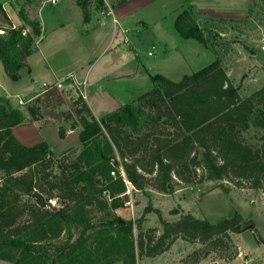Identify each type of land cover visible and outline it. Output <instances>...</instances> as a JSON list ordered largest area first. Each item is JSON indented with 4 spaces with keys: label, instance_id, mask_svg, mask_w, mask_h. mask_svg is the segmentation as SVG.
I'll return each mask as SVG.
<instances>
[{
    "label": "trees",
    "instance_id": "1",
    "mask_svg": "<svg viewBox=\"0 0 264 264\" xmlns=\"http://www.w3.org/2000/svg\"><path fill=\"white\" fill-rule=\"evenodd\" d=\"M91 1L76 0L85 21ZM0 9L9 19L1 1ZM18 14L21 23L12 28L9 19L1 25L5 33L0 34V60L13 80L20 78L42 32L39 19L31 18L24 7ZM174 25L184 38L206 43L190 9L178 13ZM149 76L151 89L100 118L78 94L66 116L82 121V148L66 149L55 161L56 169L51 168L54 161L47 141L26 145L15 136L13 128L22 122L23 113L8 96H0V260L137 264L138 254L162 253L178 237L215 248L231 241L230 231L240 232L249 224L263 242L252 219L242 225L241 214L211 222L183 212L177 220L168 221L158 208L162 233L151 229L136 241L134 221L116 213L125 206L130 185L142 191L155 187L169 192L174 175L186 183L228 179L238 186L264 190V134L259 145L243 139L251 125L264 128V85L242 97L219 60L178 81L161 73ZM42 104L41 95L26 103L30 121L44 118ZM74 120L73 129L78 124ZM66 133L61 126L60 135ZM53 198L60 201L59 207H51L48 200ZM145 211L153 209L147 206Z\"/></svg>",
    "mask_w": 264,
    "mask_h": 264
},
{
    "label": "rangeland",
    "instance_id": "2",
    "mask_svg": "<svg viewBox=\"0 0 264 264\" xmlns=\"http://www.w3.org/2000/svg\"><path fill=\"white\" fill-rule=\"evenodd\" d=\"M64 2L66 1L61 0L55 5L47 3L41 11V16L48 28L44 35L45 41L54 38L61 44L67 43L63 46L68 54L62 53L60 59L54 58L55 48L48 46L45 52L52 50V56H48L49 58L41 62L53 63L54 59L55 63L62 62L63 65L74 63V66L78 62H84L82 75L79 72L82 70L81 66L76 73L78 79H83L86 68L91 63L89 60L94 61V69L86 78L85 85L80 86L83 92L71 79L65 81L64 88L61 90L45 91L43 81L51 80L47 74H37L33 82L32 78L27 76L7 87V91L13 95H22L24 101L34 97H30L34 90L43 88L45 94L40 95L43 99L42 107L45 116L42 120L30 121L29 114L25 110L26 102L18 104L13 96L9 98L12 104L23 113L22 122L14 127L15 136L26 145L47 141L54 161L52 169H56L55 161L66 149L75 147L80 150L82 148L80 130L83 123L79 118L73 117L78 121L77 127L73 129L71 123L75 120L68 119L66 116L72 111V101L78 94H82L85 100H88L94 114L100 118L104 113L114 110L121 104L134 102L138 95L151 89L153 83L150 74L161 73L178 81L184 74H190L214 60L220 61L233 83L240 87L242 97L249 96L264 85V0H192L190 2L166 0L167 3L164 6L148 13L139 11L134 15L135 17L131 18L135 21V25L124 28H128L129 34L134 36L132 43L128 44L119 40L123 37V33H120L111 49L89 59L86 54L80 53L83 49V51L87 50V54L92 52L85 47L87 43L92 42L91 36L84 39L86 43L82 49H79L77 36L71 31V26L66 24L65 29L54 26L66 20L67 16H71L73 20L74 15L71 11L63 10L61 13H56V8ZM115 2L116 0H112L111 3L115 4ZM24 3L27 7H34L36 0H14L12 6H8L12 19L15 14L18 23L20 22L18 14L20 5ZM95 3L97 8H104L103 2L95 1ZM142 4L143 0H134L130 8L137 9ZM185 8L193 12L202 27L207 39L206 43L203 44L195 38H184L176 30L175 18ZM115 16L118 15L115 13ZM139 16L142 18L146 16L144 18L147 24L140 23ZM102 18L105 22L100 28V33L105 46L111 40L114 22L112 16L104 14ZM4 19L9 22L3 10L0 9V20ZM38 38L39 36L36 37L37 40ZM114 46L125 49L131 55L133 53L136 59L123 68L117 66L111 69L103 63L108 56H111V51L115 50ZM66 50L63 52L66 53ZM150 50H153L152 55L148 54ZM58 56L60 55H56ZM103 77L105 78L102 79ZM0 81L2 82V79ZM61 126L67 129L65 137L60 135ZM263 134L264 128L251 125L247 131L243 132V139L253 145H259ZM201 171L200 169L198 172L202 173ZM173 177L175 183L169 192L155 187L142 191L130 185L125 206L115 210L122 219L134 221L136 241L141 233L150 232L151 229H155L158 235L162 233L163 226L159 215L155 212L158 208L168 221L177 220L183 212L211 222L241 214L242 225H247V220L252 219L263 242L257 240L258 237L252 228H245L240 232L230 231L231 241L215 248L209 243L178 237L162 253L154 256L138 254L137 264H264L263 189L251 188L249 184L238 186L228 179H203L201 182L186 183L175 175ZM44 187L49 188L47 183ZM225 187H229V190L226 191ZM48 202L54 208L60 205V201L56 198L49 199ZM147 206H151L153 211H145ZM172 209H178L179 213H171ZM95 214L96 212L93 211V215ZM137 251L139 252V249ZM0 264L12 263L0 260ZM115 264L123 263L117 260Z\"/></svg>",
    "mask_w": 264,
    "mask_h": 264
},
{
    "label": "crops",
    "instance_id": "3",
    "mask_svg": "<svg viewBox=\"0 0 264 264\" xmlns=\"http://www.w3.org/2000/svg\"><path fill=\"white\" fill-rule=\"evenodd\" d=\"M3 3V8L5 9L9 19L11 22H14L16 24H20L21 21L18 23L17 18L14 14V18L12 19L10 12L8 11V6H12V2H14V0H0ZM28 1H33V0H28ZM61 0H58L56 3H52L53 5L57 4L58 2H60ZM66 2H64L63 4L59 5L56 8V13H61L63 10L66 11H71V13L74 15V17L72 18L73 20H71V16H67L68 18H66V20H63V22H61L60 24H55L54 26L59 27L61 29H65L67 28V26H71L72 28V32L74 34H76L77 36V40L79 43V49H82L84 44L86 43V41H84V39H87L88 36H91L92 42L91 43H87V45H85V47L88 48L89 51L92 52H88L89 54H87V50L83 51L81 50V55H85L88 56L87 58L89 59V57H92L94 55H97L98 53H100L101 55L112 48V46L114 45V40L116 39V37H114L115 35V31H116V24L114 22L113 26H112V37L111 40L109 41V43H106V45L104 46V40L101 38V33H100V28L102 26H104V18H102V16L104 15V13H102L103 9L101 8H97L95 1L96 0H92L91 4H90V17L88 21L84 20V15L82 12V9L80 8V6L78 5V3L76 2V0H65ZM134 0H116L115 4H113V11H114V16L115 13L118 16H115L119 22L120 25L123 27H129V26H134L135 21L133 19H131L132 17H135L134 15H136L137 12L139 11H148L152 12L154 10H156L158 7L160 6H164L166 2V0H143V4L140 5L137 9H131V2ZM32 3V2H31ZM47 3H51L49 0H36V5H34V7H27V5L24 3L22 5H20L21 7H24L27 11V13L29 14V16L31 18H38L41 24V35L39 36L36 46L37 49L34 53L30 54L27 58H26V64L27 66L22 68L20 71V78L18 80H13L8 73L6 72L5 66L3 64V62L0 60V79H2V82L0 81L1 85H0V96H8L11 97L10 95H13L10 91H7V87H9L13 82H19L25 78H27V76L31 77L32 82L35 81V78L37 76V74H47L48 77H50L51 80L50 83H55L58 80L68 77L70 75H77L76 73L78 72V67L81 66L80 69H82L81 71V75L84 71V62L80 63H76V66H74L73 64H69V65H63L62 62L60 63H55L54 59H53V63L52 62H46L43 63L41 62V60H45L47 58H49L50 56H52L51 52L52 50H49L48 53H46V47L50 46L51 48H55V54L56 55H60L58 57H56V55H54V58H61V54H68L67 50L64 49L65 47L63 46L64 44H61L59 41H55L56 39L54 38H50L49 41H45V37L44 35L46 34V31L48 30L46 24L43 21V18L41 16V11L44 10L45 5ZM114 6H115V10H114ZM34 11V12H33ZM141 13V12H140ZM146 13V12H145ZM146 16H139L138 20L140 23H142L143 25L147 24V21L145 20ZM107 22V20H106ZM8 22H6V20H0V26L1 25H7ZM67 24V26H66ZM54 29V28H53ZM56 31V30H55ZM129 37H131L130 39V43H132L134 41V36L132 37V34H129ZM103 40V41H102ZM129 43V44H130ZM115 50L111 51V56L107 57L104 61L103 64L111 67V69L114 68H123L126 66V64H129L131 62H133L136 58L134 57V54L128 51H126L125 49L122 48H118L116 46L113 47ZM63 50H66V53L63 52ZM84 52V53H83ZM62 54V55H63ZM49 56V57H48ZM90 65H88V67L86 68V73L84 75L83 79H78V81L81 82V80L83 81H87L86 78L89 77V75L91 74V71L94 69L95 67V63L92 60H89ZM117 69H115L116 71ZM113 73V72H112ZM110 73V74H112ZM108 74V75H110ZM122 74H126V73H122ZM105 77H103L102 79H104ZM46 80H44L43 82H45ZM47 81V82H49ZM103 85V84H102ZM103 87V86H102ZM51 90H56V89H51ZM44 90L43 88H40L38 90H34V92H32V95L30 97H35L37 95L43 94ZM45 94V93H44ZM88 105L91 108L90 103L87 100ZM92 110V108H91ZM93 112V110H92ZM94 113V112H93ZM95 115V114H94ZM96 116V115H95ZM97 117V116H96ZM98 118V117H97ZM14 130V128H13ZM14 133V131H13ZM44 141V140H43Z\"/></svg>",
    "mask_w": 264,
    "mask_h": 264
},
{
    "label": "built area",
    "instance_id": "4",
    "mask_svg": "<svg viewBox=\"0 0 264 264\" xmlns=\"http://www.w3.org/2000/svg\"><path fill=\"white\" fill-rule=\"evenodd\" d=\"M51 3H56L58 0H49ZM112 0H103L104 3V8L102 13H104L105 15H109L112 16L113 21L116 24V31H115V35L114 37L118 38L120 33H123V37L122 39L119 40H123L126 43H130V37H129V29L128 28H124L123 26L120 25L119 20L114 16V11H113V4L111 3ZM18 26V24L11 22V27L12 28H16ZM28 29L24 30L23 32L26 33ZM5 33V28L3 26H0V34H4ZM149 55L153 54V50L148 51ZM67 79H71L72 82L81 89V85H85L86 81H78V79L76 78L75 75H70L68 77L62 78L60 80H58L55 83H50V82H43V88L45 91L51 90V89H56V90H61L64 88V84L65 81ZM1 85V83H0ZM82 91V89H81ZM83 92V91H82ZM11 97L13 96L16 100V102L18 104H24L25 102L27 103L28 101H30L31 99H28L26 101H24L23 96L20 94H15V95H10Z\"/></svg>",
    "mask_w": 264,
    "mask_h": 264
},
{
    "label": "water",
    "instance_id": "5",
    "mask_svg": "<svg viewBox=\"0 0 264 264\" xmlns=\"http://www.w3.org/2000/svg\"><path fill=\"white\" fill-rule=\"evenodd\" d=\"M245 228H246V229H247V228H253V224H249V225H247ZM245 228H244V229H245Z\"/></svg>",
    "mask_w": 264,
    "mask_h": 264
}]
</instances>
